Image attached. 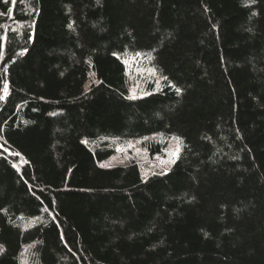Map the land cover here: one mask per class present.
<instances>
[{
	"label": "trees",
	"instance_id": "16d2710c",
	"mask_svg": "<svg viewBox=\"0 0 264 264\" xmlns=\"http://www.w3.org/2000/svg\"><path fill=\"white\" fill-rule=\"evenodd\" d=\"M0 13V264H264V0Z\"/></svg>",
	"mask_w": 264,
	"mask_h": 264
},
{
	"label": "rangeland",
	"instance_id": "374dc122",
	"mask_svg": "<svg viewBox=\"0 0 264 264\" xmlns=\"http://www.w3.org/2000/svg\"><path fill=\"white\" fill-rule=\"evenodd\" d=\"M137 61L138 59L128 61L129 75L132 83V95L145 93V90L151 81H159L156 77V73L152 69L145 68L143 64H140ZM171 145V149H168L165 156H155L154 158H151L144 143H130L127 147L120 150V154L113 158L110 164L123 163L129 160L137 159L141 160L145 165L147 164L146 173H151L155 169L157 171H165L173 164V161L178 153L177 149L180 147V143L175 140L172 141Z\"/></svg>",
	"mask_w": 264,
	"mask_h": 264
},
{
	"label": "snow or ice",
	"instance_id": "6c2138e0",
	"mask_svg": "<svg viewBox=\"0 0 264 264\" xmlns=\"http://www.w3.org/2000/svg\"><path fill=\"white\" fill-rule=\"evenodd\" d=\"M5 2H7V0H5ZM12 2L15 3L16 0H12ZM254 14H255V13H254ZM0 15H2V13H0ZM69 27H71V25H69ZM137 55H140V54L137 53ZM165 79H166V78H165ZM7 88H8V85L5 83V84H4V92H5V94L7 93ZM176 91L179 93L180 89L177 88ZM3 98H4V96H0V99H3ZM174 139H176L177 141H179V138H178V137H174ZM177 151H178V149H177ZM102 166H103V165H102Z\"/></svg>",
	"mask_w": 264,
	"mask_h": 264
}]
</instances>
